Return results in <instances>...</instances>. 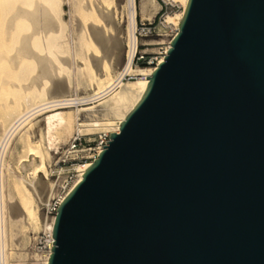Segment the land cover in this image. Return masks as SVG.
Masks as SVG:
<instances>
[{
	"label": "water",
	"instance_id": "95a60500",
	"mask_svg": "<svg viewBox=\"0 0 264 264\" xmlns=\"http://www.w3.org/2000/svg\"><path fill=\"white\" fill-rule=\"evenodd\" d=\"M146 78L48 264H264V0H187Z\"/></svg>",
	"mask_w": 264,
	"mask_h": 264
},
{
	"label": "bare ground",
	"instance_id": "6f19581e",
	"mask_svg": "<svg viewBox=\"0 0 264 264\" xmlns=\"http://www.w3.org/2000/svg\"><path fill=\"white\" fill-rule=\"evenodd\" d=\"M65 1L72 2L75 13L76 0H0V20L4 24L2 39L6 43L12 42V49L14 48L13 55L9 54L10 59L7 52H2L5 50H0V63L8 61L12 71L21 74L13 75L15 79L13 83L17 80L18 84H13L12 79L10 81L1 79L0 90L12 89L14 92H20L22 96L21 99L11 97L12 100L9 97L3 109L7 108L6 114L10 121L7 126L0 124V204L3 203L4 235L10 259L12 249L10 246L15 245L14 237L21 223L34 225L41 223L50 233L48 240L50 249L34 255L37 264H48L54 241L56 213L43 220L35 204V198L39 196L41 190L44 192L48 189L51 195L56 192L52 183L48 185L40 181L41 183L37 184L39 174L42 172L47 174V161L52 155L50 150L58 149L67 142L69 145L72 144L75 136L84 133L83 131L102 130L109 134L119 132L121 121L141 97L149 82L146 76H151L170 47L171 38L179 28L187 3V0H163L165 3H179L182 7L178 11L165 12L163 15V25L173 26L174 31L156 65L138 66L132 64L134 51L138 47V41L136 42L134 38L137 6L135 0H125L122 6H125L127 13L125 46L127 45L128 49L125 50L126 58L123 65L117 70H112L109 59L118 58L114 55L120 51L122 43L115 34L118 24L114 22V18L112 19L110 10L117 11L116 7L120 5V0L87 1L88 3L79 9L81 20L83 19L85 25L87 23L89 30L81 23L84 29L71 28L68 34L66 33L68 22L60 19L61 5ZM160 8L161 5L156 0H140L139 12L142 19L152 20ZM75 17H70L69 24L76 19ZM100 21L104 24L100 25ZM106 26L113 32H107ZM141 42L145 46H150L158 41L147 37L142 38ZM28 66L37 71L36 76H33L35 73L28 74L26 71ZM80 66L88 70L87 75L81 74ZM63 71L67 72L66 77L59 78L57 74ZM127 75L135 76V81L125 82L122 77ZM45 77L50 78L52 83L49 84ZM42 78L44 80L41 85L37 86L36 80ZM21 79L26 81L18 82ZM89 83H95L94 90L82 93L68 89V86L71 88L70 84H74L78 89L79 86H86ZM41 114L43 128L40 140L44 146L42 143L38 144V140L28 143L32 132L30 129L35 124L36 117ZM101 149V146L97 147L98 153ZM91 161L74 166V180L65 186L64 192L57 193L58 190L56 192V195H60L58 205L82 179V174ZM14 163L20 167L19 172L13 168ZM27 174H31L32 178H25ZM13 252L17 261L12 258L11 264L28 262L22 260V252L17 250Z\"/></svg>",
	"mask_w": 264,
	"mask_h": 264
},
{
	"label": "rangeland",
	"instance_id": "374dc122",
	"mask_svg": "<svg viewBox=\"0 0 264 264\" xmlns=\"http://www.w3.org/2000/svg\"><path fill=\"white\" fill-rule=\"evenodd\" d=\"M87 1H89V0H76L77 7L75 10V13H74L73 4L71 1H65L64 3H62V5H61L62 11L60 13V19L68 22V27L66 29L67 34L70 32L71 28L75 29V28L80 27V28L84 29L83 25H85V23L82 22L83 19L81 20L82 15H81V9H79V7L81 8V7L85 6L88 3ZM156 1L160 3L161 8L158 11V13L155 14V16L153 17L152 20L142 19L140 16V12H139L140 0H135V3L137 6V16H136L137 23H139L140 20H144L145 23H148L149 21L152 23L151 24L152 33L149 34L148 36L141 37V39L148 37L150 39L158 41L155 45H150V46L146 45L145 46L142 44V42L140 40V43L142 44L140 46V49L142 51H144L145 53H147L148 56L159 58L161 56V53L163 52L165 46H166L168 39L171 37V35L174 31L173 26H171V25L164 26L163 25V23H162L163 19H164L163 15L165 12L171 13L174 11H178L182 7L179 3H165L163 0H156ZM124 3H125V0H120V5L118 4L116 7L117 11H115L114 9L110 10L112 13V19L114 18L113 19L114 22L116 24H118L116 31H115V34L120 38L121 43H122V47H121L120 51L117 52L118 54L116 53L114 55V57L117 56L118 58L115 57L116 58L115 59L112 57V58H110L112 60L109 59V63L111 65L112 70L119 69L123 65L125 58H126L125 57L126 56V52H125V50H126V46H125L126 35L125 34L127 33V31H125V30H127V13L125 10V6H122ZM73 16L74 17L76 16L75 18L77 20L74 19L72 22H70V24H71V27H70L69 19H70V17H73ZM79 17H80L81 21L79 20ZM4 22H5V20H4ZM74 22H75V24H74ZM102 22L100 21V25L104 24V22L103 23ZM3 25L4 24L0 20V50L1 51H2V49L5 50L2 52H7L8 53V59H10L9 54H11L12 52L14 53V48L12 49V45H11L12 42H8V43L3 42V39H2ZM85 27L87 28V29L85 28L86 30H89L87 23H86ZM106 28H107L106 29L107 32L108 31L113 32L110 28H109L110 30H108L107 26H106ZM83 31H85V30H83ZM85 33H87V32H85ZM88 33H89V31H88ZM158 34H160V35H158ZM69 40H70V42L72 41L71 36H70ZM7 53H5V55H7ZM13 53H12V55H13ZM9 64L10 63L8 61H6V62L2 61V63H0V82L2 81L1 79L5 78L4 80H6V81H7V79H8V81H10L12 79L11 82L13 83V80H15L13 78V75H21L19 72L16 73V72L12 71V67ZM66 66H69V64H66ZM80 67H82V66H80ZM82 68H81V74L83 73L84 75H87L88 70L84 69V66ZM26 71L28 72V74H32V73L34 74L35 73L33 76H36V74H37V71L32 70L31 66H28ZM57 75H59L58 76L59 78L66 77L65 75H67V72L63 71V73L60 72ZM44 79H47L49 84L52 83V80L50 78L45 77ZM44 79L42 78L40 80L39 79L36 80L37 82L35 84L37 86L39 84L41 85V82ZM29 80H28V82H29ZM20 81L25 82L26 80L21 79L18 82H20ZM124 81L125 82H131V81L134 82L135 76H132L129 79L124 80ZM28 82L26 83V85H28L30 83V82L29 83ZM13 84H18L17 80L14 81ZM93 84L89 83L86 86H79L78 89L74 86V84H70L71 88L68 86V89H71L72 92L78 91V92L83 93L85 91L94 90L96 85H95V83H93ZM9 97H10V99H11V97H14V98L19 97L20 99L22 98L20 92H16V91L14 92V91H12V89L9 91L0 90V124L3 123L4 126H7V124L10 121L8 114H6L7 108L3 109V105H6L8 103ZM42 118H43V114L38 115L36 117L35 124L30 129V131L32 130V132L30 133L31 135L28 139V143H31V142L34 143V141L37 142V140H38V144H40V143L43 144V141L40 140V137L42 134V128H43ZM87 131H89V132H87ZM87 131H83L84 133H81L80 135H76L77 137L75 136V138H76L75 140H76V144H77L76 149L78 151H80L83 155H91L94 152L93 150L96 149V147L98 146L99 142L102 139H108V136H109L108 132H105L102 130H87ZM29 140H31V141L29 142ZM42 144H40V145H42ZM42 146H44V144ZM68 146H69V142H67V144L64 143V144L60 145L58 149H51L52 151L50 150V153L52 155H51L50 159L47 161V174H45L43 172L39 174V179H37L38 185L41 182H44L48 185H49V183H52L54 191L57 192V190H58L57 193H59L63 190V187L68 186L74 180L73 179L74 178L73 168L78 163L76 162L73 165L68 160V157L65 154ZM56 150H58V152ZM87 161H90V160L88 159ZM13 168L17 172L20 171L19 170L20 167L15 163L13 164ZM27 175L25 176V178L26 177L28 179L30 177L32 178L31 174H27ZM48 180H50L52 182H50V181L48 182ZM56 187H57V189H56ZM48 188H49V186H48ZM48 192L50 193V190H48V189L44 190V192L41 190L39 196H37L35 198L36 199L35 204H36L38 210L40 211L41 218L42 219L44 218L43 220L54 215V210L53 211L51 210V206H52V203H53L54 199L56 198V196H58V195H56L57 194L56 192H54L55 195H54V193L51 195ZM43 230H44V228H43L41 223L35 224V225L32 223H30V224L29 223L28 224L21 223L20 228L18 230V233L15 235L16 237H14L15 245L10 246V248L12 247L11 253H10V259L12 260V258H13L14 260H16V258L14 257L13 250H15V251L17 250L18 252L23 253V259L22 260H27L28 262L26 264H37L35 256H34L35 253L31 252V248L33 245H35V247L42 246V244L44 242ZM16 261H14V262H16Z\"/></svg>",
	"mask_w": 264,
	"mask_h": 264
},
{
	"label": "built area",
	"instance_id": "2783aa9c",
	"mask_svg": "<svg viewBox=\"0 0 264 264\" xmlns=\"http://www.w3.org/2000/svg\"><path fill=\"white\" fill-rule=\"evenodd\" d=\"M146 20V19H145ZM151 22L149 21L148 23H145L144 20H140L139 23H137V18H136V30L134 32V38L135 41H138V47L134 51L133 57H132V64L133 65H138V66H144V65H156L158 62V58L148 56L147 53L142 51L140 49V46L142 45L140 43L141 37L148 36L149 34L152 33V27H151ZM128 49L126 45V50ZM164 51V50H163ZM163 53V52H162ZM161 53V55H162ZM133 75H127L123 76V80H127ZM108 139H102L98 146L104 145ZM76 140L74 139L72 144L68 146L66 149L65 154L68 157V160L74 165L76 162L77 163H83L86 162L88 159L91 161L98 153L97 147L94 149L93 153L91 155H83L80 151L76 149ZM102 148V147H101ZM66 187H63L62 192H64ZM60 199V195L56 196L54 199L51 210H54V214L56 213V207L58 205V201ZM4 211H3V203L0 204V264H11L10 259L8 257V251L6 248V241H5V235H4ZM43 235H44V242L42 246L35 247V245L32 246L31 252H34L35 254H41L44 251H48L50 249V245L48 243V240L50 238V233L49 231H46L45 229L43 230Z\"/></svg>",
	"mask_w": 264,
	"mask_h": 264
}]
</instances>
